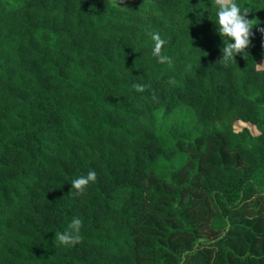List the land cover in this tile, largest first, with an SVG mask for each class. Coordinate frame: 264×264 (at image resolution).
<instances>
[{
    "label": "trees",
    "instance_id": "1",
    "mask_svg": "<svg viewBox=\"0 0 264 264\" xmlns=\"http://www.w3.org/2000/svg\"><path fill=\"white\" fill-rule=\"evenodd\" d=\"M221 2L0 0V264H264V0L227 63Z\"/></svg>",
    "mask_w": 264,
    "mask_h": 264
},
{
    "label": "clouds",
    "instance_id": "2",
    "mask_svg": "<svg viewBox=\"0 0 264 264\" xmlns=\"http://www.w3.org/2000/svg\"><path fill=\"white\" fill-rule=\"evenodd\" d=\"M248 9L242 7L237 0H228V2L219 3L215 12L216 31L223 40L222 60L227 63L238 53H244L251 43L253 35L252 29L255 25L253 19L247 16ZM153 55L156 56L159 63H166L168 58L161 54V46L165 44L159 33H152ZM137 90H141L137 87ZM96 179L94 171H89L85 176L78 177L71 181V189L75 188L82 192L84 188ZM81 220L73 217L70 229L55 234L54 242L58 241L61 245H74L80 240Z\"/></svg>",
    "mask_w": 264,
    "mask_h": 264
},
{
    "label": "rangeland",
    "instance_id": "3",
    "mask_svg": "<svg viewBox=\"0 0 264 264\" xmlns=\"http://www.w3.org/2000/svg\"><path fill=\"white\" fill-rule=\"evenodd\" d=\"M222 1H228V0H222ZM260 64H261V66H264V62H260ZM235 128L236 129H241V128H243V127H245V126H249V128L254 132V133H256L257 134V131H256V129L252 126V125H250V124H246V123H242V122H237L236 124H235Z\"/></svg>",
    "mask_w": 264,
    "mask_h": 264
}]
</instances>
